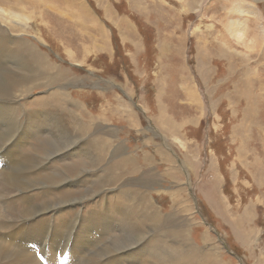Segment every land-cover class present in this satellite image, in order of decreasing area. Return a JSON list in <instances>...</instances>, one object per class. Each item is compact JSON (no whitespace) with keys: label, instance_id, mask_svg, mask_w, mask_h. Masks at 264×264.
<instances>
[{"label":"rangeland","instance_id":"374dc122","mask_svg":"<svg viewBox=\"0 0 264 264\" xmlns=\"http://www.w3.org/2000/svg\"><path fill=\"white\" fill-rule=\"evenodd\" d=\"M0 7L7 11V32L0 29V35L18 40L17 53L38 59V65L30 64L31 72L42 65L47 74L32 81L27 94L11 86L21 98L7 101L21 110L22 125L9 134L0 153L11 155L7 170L32 167L36 174L46 166L43 174H61L76 157L48 154L47 141L53 138L77 140L74 150L86 145L81 154L89 146L88 154L97 155L95 141L86 143L80 132L70 138L54 133L57 121L70 125L57 103L43 99L57 90H75L82 107H69L84 114V123L99 125V136L113 147L125 142L138 161L132 173L117 172L119 184L100 190L95 186L99 176L118 158L107 155L104 166L88 176L66 169L68 181L58 184L55 194L59 201H78L85 212H97L98 204L107 203L106 194L147 183L158 216L153 226L148 229L140 219L136 231L123 225L124 237L139 229L133 239L139 242L132 247L144 254L146 264L161 260L153 254L155 263L147 262L146 256L152 258L148 243L157 250L167 244L169 255L189 253L190 264H211L210 258L215 264H264V42L253 39L250 29L259 21L256 33L264 34V0H0ZM38 51L44 57L38 58ZM6 62L1 64L5 69L14 68L13 61ZM65 76L72 82L66 83ZM77 90L93 93L84 98ZM190 91L197 92L196 101L186 98ZM99 92H106L105 98ZM41 109L46 122L29 123L32 117L38 121L33 113ZM8 115L10 121L13 114ZM113 127L116 134H108ZM25 194L35 196L36 204L47 202L35 186ZM108 205L114 202L101 210ZM60 206L56 215L44 209L36 218L69 219L81 212L70 203ZM116 233L97 247L108 245ZM196 254L206 261L193 260Z\"/></svg>","mask_w":264,"mask_h":264},{"label":"bare ground","instance_id":"6f19581e","mask_svg":"<svg viewBox=\"0 0 264 264\" xmlns=\"http://www.w3.org/2000/svg\"><path fill=\"white\" fill-rule=\"evenodd\" d=\"M130 6L132 8V5ZM0 12L2 14V25H0V29L3 30L4 33H6L7 11L5 10V8L0 7ZM259 24V21H255V25L250 28L253 29L254 32V34L252 35L253 37H251L256 40L261 39L264 42V34L260 33L259 35L256 33L257 29L259 28ZM15 45L18 46V40H11L8 39L5 35H0V153L7 148V142L9 143V140L11 139V135L9 134L17 131V129L22 125L20 119L21 110L17 106H14L12 103H9L7 101L13 100L17 97H19L18 99L21 98V96H17L18 94L12 90L11 86L17 88L21 92V94H27L30 91V84L32 81L40 80L47 75L43 73L42 65H39L40 68L38 67V71L36 70L37 72H31L30 64H34L33 66L38 65V59L33 57L29 60L27 56L22 55L21 53H17L19 47H15ZM30 45L31 47H35L32 44ZM14 47L16 48V50H14ZM37 55L38 58L40 56L44 57L39 51L37 52ZM6 61H13L14 65L12 66L14 68L5 69L1 64H6ZM25 70H29L30 74H23ZM64 80L66 83L72 82V79L68 78L67 76L64 77ZM80 91L83 92V95H81L82 97H84V95L86 94L89 97L93 93L88 90H79L78 93ZM74 92L75 90L71 93L65 90H57L51 92L50 95L43 99L44 101H47V103H50L48 101L57 103L56 109L65 117L70 125V128H67L63 125L62 121H57L56 124H54L55 127H60L62 128V130L59 128L54 131V133L58 136L70 138L74 136L73 134L80 132L81 136L86 138V143L95 141V149L92 150V152L97 155L94 157L93 155L88 154L90 149L89 146H87L88 151L81 154V151H83L86 145L82 146L79 151V148L74 150L73 147H76V145L74 144L77 142V140L55 138L48 140L46 138L48 141L45 151L48 154L53 156L57 153H62V155H65V153H67L70 155V157H76V161L73 164H66L65 169H63L65 171L62 170L63 172L61 174L54 172L53 174H43V170L46 169V166L42 171L37 172L36 174H33L35 170L32 167L23 168L17 172H13L7 170L9 164H12L11 155L7 154L6 152L5 154H2V156H0V264L3 262V264H40L41 262H45L46 264H123L124 262H129L130 260H137L139 262L143 261L142 264H146V261H144L145 259H143L144 257L142 258L140 256L143 253H141L140 250L137 251V248H134V245L139 241L137 239L136 241H134L133 239L136 235H138L139 231L138 229L137 232H135L138 228L137 219H140L146 225V227L150 229L153 226L156 217H158L157 214H155L156 211H154L155 202L153 200L152 191L150 189L152 185L145 183L144 187L141 185L143 187L142 189L128 188L126 190L123 189V191L117 194H106L104 200L110 204L111 202H114V205H108V208H104V206L103 208L107 209L106 211L104 210L105 212H103L101 209L102 206L104 204L107 205V203L98 204L100 211L85 212L80 207V203L78 201H70L69 199L64 198L59 201L55 196L56 193H59V189H57L59 186L57 187V185L68 181V177L64 175H68L69 173L66 171V169L70 171V169L72 168H78V174L82 175L86 172V176H88L89 172H93L95 169L100 168V166H104L103 162L106 160L107 155H110L113 159L118 158L115 161H112L104 169L103 174L99 176L101 179L98 180V185L95 186L100 190L109 185L116 186L117 184H119L117 182L121 177L117 176V172L119 170H122L128 173H132V168L138 161V158L135 157L134 152L126 151L129 148L127 147L125 142L118 141L117 146L113 147L112 143H110V140H108L107 137L99 136V125L91 127V124L84 123V114L82 112H77L69 107V105L82 107V104L74 99ZM106 94V92H99V95H104L102 98H105ZM188 96L189 97L186 98L191 101L195 100V97H198L197 92L195 91L188 92ZM5 102H8L9 104ZM64 109L73 112L76 116L73 117L72 114L67 115ZM50 110H48V113L50 116H53L52 110ZM8 113L13 114V116H11L12 118L10 117V121H7ZM33 114L37 117L38 121L34 120L32 117V120H30L29 123L34 124L39 122L40 125H43V123L46 122L47 118L45 115L47 114L44 112V110L41 109L34 112ZM34 125L32 126L34 127ZM115 129L116 127L111 128L108 134H116L117 131ZM43 138H45V136ZM46 139L41 141H46ZM8 146L10 145L8 144ZM17 146L18 145L14 144L12 147L14 149V147L17 148ZM112 147L113 149L111 150ZM69 148H72V152H68ZM14 155L16 157H19V152ZM38 156L39 155H37V157ZM145 159L148 162V159H150L149 155H145ZM39 161L40 160H38V162ZM36 163L37 162H35V164ZM15 168L16 167L14 166V169ZM37 168L39 170V166ZM62 175L64 176L60 179ZM123 176L125 177V175ZM24 181L29 184L25 183ZM34 186L39 191L43 192L44 198H47V202L41 205L36 204V201L34 200L35 196L33 197L31 195L29 196L25 194L30 188H33ZM19 201L23 202L21 206H19ZM99 202L101 201L99 200ZM69 203L73 204L74 207L79 208L81 212H76L74 216H71L72 218L69 219L63 217V219L60 220L57 216L53 220H50L47 217H42L39 219H37L38 217L36 218V214L44 209H49L51 213L56 215V211L59 208H62L60 205ZM96 203L97 202L95 201V204ZM43 206H46V208H44ZM74 207H72L71 209H73ZM61 213L62 211L59 212L60 215ZM74 217L75 222H73L72 220ZM130 219H132L136 223H131L130 225ZM55 220L57 221V223L55 222ZM166 220L167 219H165V222ZM125 224L128 225L126 227L129 228L132 226V228L135 230L133 232L134 234L132 233L133 235L128 234L127 237H124L125 234L123 232V229H125L126 227L123 228V225ZM135 224L137 225V228L136 226H134ZM115 225L118 226V230H116ZM77 226V231L73 230L74 227ZM148 229L145 231L146 237L150 233ZM115 232H117L116 239H114L112 242H109L108 245H105L101 249L97 247L100 242L102 243L103 240L110 237L111 233H114L115 235ZM44 234H47L52 241L48 243L45 242L43 237ZM166 246L167 244H164L162 246L163 248L157 250L156 247L150 246L148 243L147 247L150 248L152 252V258L149 259V257L146 256L145 258L147 262L155 263L153 261V254H155L158 255V259H161L159 261V264H190V260H188L189 256H187V254L190 255L189 253L186 254V252H184L183 254L177 256L171 254L169 255L167 254V252H170L171 249L167 248ZM130 247L133 248L132 251H125V249ZM156 250L159 251V253H157ZM194 251L196 252L197 250L193 249L191 252ZM160 254H162V256L159 258ZM37 255L40 257H38ZM198 255L199 254L193 256L195 257L193 258V260L199 259V257H196ZM200 259H202L203 262L206 261V259H203L201 257ZM210 260L213 262L212 258H210Z\"/></svg>","mask_w":264,"mask_h":264},{"label":"crops","instance_id":"0c3cea01","mask_svg":"<svg viewBox=\"0 0 264 264\" xmlns=\"http://www.w3.org/2000/svg\"><path fill=\"white\" fill-rule=\"evenodd\" d=\"M214 261H216V260H213V263L212 264H215V262ZM205 264V263H204Z\"/></svg>","mask_w":264,"mask_h":264},{"label":"water","instance_id":"95a60500","mask_svg":"<svg viewBox=\"0 0 264 264\" xmlns=\"http://www.w3.org/2000/svg\"><path fill=\"white\" fill-rule=\"evenodd\" d=\"M226 247H227V245H226Z\"/></svg>","mask_w":264,"mask_h":264}]
</instances>
